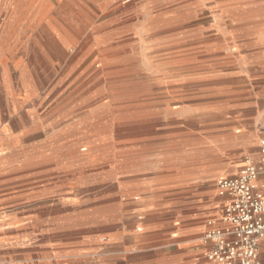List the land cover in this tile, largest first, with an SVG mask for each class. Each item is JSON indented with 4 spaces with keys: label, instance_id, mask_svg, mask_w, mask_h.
<instances>
[{
    "label": "rangeland",
    "instance_id": "obj_1",
    "mask_svg": "<svg viewBox=\"0 0 264 264\" xmlns=\"http://www.w3.org/2000/svg\"><path fill=\"white\" fill-rule=\"evenodd\" d=\"M9 1L0 0V154L15 144V164L0 172V263L15 264L3 256L15 250L4 222H15V182L46 172L33 181L51 185L37 218L52 225H35L26 246L124 264L140 250L125 240L152 217L168 230L144 248L147 261L194 264L174 238L183 208L203 194L222 207L216 181L258 160L264 0Z\"/></svg>",
    "mask_w": 264,
    "mask_h": 264
},
{
    "label": "crops",
    "instance_id": "obj_2",
    "mask_svg": "<svg viewBox=\"0 0 264 264\" xmlns=\"http://www.w3.org/2000/svg\"><path fill=\"white\" fill-rule=\"evenodd\" d=\"M246 158L247 157L242 158V161ZM0 159H2L0 172L7 169L9 165L15 164V144L11 143V145H7L5 154H0ZM50 176V173L45 172L42 175L33 176L27 179L21 178L15 182V222L12 218L8 219V221H4L5 223L11 222L12 224L10 223V227L15 228V250L6 253L4 252L3 254L5 257L9 255L11 258H15V264H83V260L78 255L71 258L65 256H43L45 254H49L50 249L58 250L57 254H59L62 249L65 248L63 244H57L54 247L49 246L50 244H41L38 248L28 247L23 239L25 234L29 233L30 230L34 229L36 226H40V224H43V222H38L37 217L41 216L46 211L45 205L49 200V195L51 194V185L36 187L37 183L33 181L39 178L46 181ZM200 198V202L193 205L194 207L188 206L187 208H183V216L179 218L180 222L176 224V228H174V232L177 233V236H174V238L179 240V243L177 244L179 249H183V251L181 250L179 252H185V254L191 256V261H193L192 263L207 264L204 263L203 258L200 257V253L204 250L207 251L210 248V244H205L203 242L204 245H201V240L198 236L206 233L209 221H213L214 225L218 228L222 227L223 224L220 222L218 214L219 216H222L223 208L218 205H213V202H219L216 198L212 200L209 196L204 194ZM195 208L197 209V214L192 215L191 213ZM184 211L186 212L184 213ZM211 217L212 219H210ZM154 221L155 219H152V217H146L143 219L139 218V222L135 225L140 234H131L130 239H126L125 242L129 244L130 247L135 246L140 250L136 253H131V256L124 260V264H159L161 262V260H158L157 262L147 261L148 256H146V252L143 251L144 248L164 242L167 236L166 232L168 228L165 229L163 224L158 225L154 223ZM133 224L134 222L130 221L128 226L133 227ZM44 225L45 223L43 226ZM49 225L50 224H46L45 226ZM140 225L144 227L143 230L138 227ZM3 229L5 230V227ZM262 241L264 242V240ZM27 249H32L34 251L27 253ZM153 256L154 258L158 257L156 255ZM259 258L264 263V249L261 254L259 253ZM111 264L121 263L114 259Z\"/></svg>",
    "mask_w": 264,
    "mask_h": 264
},
{
    "label": "built area",
    "instance_id": "obj_3",
    "mask_svg": "<svg viewBox=\"0 0 264 264\" xmlns=\"http://www.w3.org/2000/svg\"><path fill=\"white\" fill-rule=\"evenodd\" d=\"M223 199L222 227L208 222L202 240L210 244L205 258L213 264H264L259 244L264 240V135L260 137L258 160L248 158L235 177L215 183Z\"/></svg>",
    "mask_w": 264,
    "mask_h": 264
},
{
    "label": "bare ground",
    "instance_id": "obj_4",
    "mask_svg": "<svg viewBox=\"0 0 264 264\" xmlns=\"http://www.w3.org/2000/svg\"><path fill=\"white\" fill-rule=\"evenodd\" d=\"M10 3H12L13 5H14V7H15V0H13V1H9ZM81 52V51H80ZM78 54V53H77Z\"/></svg>",
    "mask_w": 264,
    "mask_h": 264
}]
</instances>
